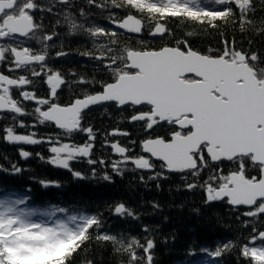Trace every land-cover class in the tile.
I'll return each instance as SVG.
<instances>
[{
  "label": "snow or ice",
  "instance_id": "snow-or-ice-1",
  "mask_svg": "<svg viewBox=\"0 0 264 264\" xmlns=\"http://www.w3.org/2000/svg\"><path fill=\"white\" fill-rule=\"evenodd\" d=\"M85 2L101 10L112 9L106 19L114 27H87L86 19L78 23L70 10L72 0H50L48 5H41L38 0H0V41H4L0 43V68L4 69L0 71V119L4 114L11 117L0 127V139L17 147L18 156L25 161L35 157L69 171L74 178L84 179L82 172L73 167L74 162H87L95 176V166L107 165L109 161L92 158L99 133L91 125L83 126V113L105 103H113L118 109L131 106L133 114L127 120L139 122L146 137L140 141L142 154L132 156L131 148L109 139L116 135L127 137L129 132L113 129L106 133L104 146L120 157L111 161L112 172L122 175L125 166L131 164L134 170L151 171L149 181L167 179L165 172L179 173L185 190L200 188L204 192L205 204L226 200L234 209L245 207L237 219L242 220V228L252 231L239 246V255L246 264H264V220L259 219L264 216V66H261L264 57L251 47L237 48L235 39L229 42L225 38L221 50L201 53L193 50L187 39L153 48L143 39L139 47L121 46L117 38L118 30L130 34L147 30L152 38L174 35L167 26L172 20L217 28L218 21L227 23L232 19L244 33L258 11L255 0ZM57 3L69 6L63 19L71 34L80 31L93 38L95 54L84 52L81 55L101 62L109 75L105 81L81 76L74 83L92 88H85L67 104L57 102L56 98L58 90L68 81L48 64L50 42L57 33L43 31L42 24L34 18L37 11L52 13ZM114 10H127V14L119 16ZM79 15L86 18L88 13L81 8ZM18 37L24 39L18 40ZM98 37H107V43H97ZM25 41H34L39 47L26 46ZM66 55L69 54L64 51L56 52L57 58ZM18 72L24 74L17 75ZM37 80L48 87L46 97L37 96ZM26 86L34 90H26ZM97 86L99 90H95ZM14 91H19L18 97L13 95ZM25 101H35V107L28 110ZM25 117L34 119L28 123ZM165 123L170 127L166 136L150 134ZM37 125H52L59 131L46 136L29 131ZM76 133L86 134L87 139L82 143L72 141ZM66 138L70 142H65ZM45 144L48 145L47 158L42 153L27 150L29 146ZM154 161L160 162L159 172L155 170ZM225 162L232 165L227 173L218 167ZM10 168L14 173L23 171L18 163L11 164ZM4 170L0 165V171ZM205 171H209V175L200 183ZM101 178L111 181L107 172ZM140 179L143 182L145 177ZM40 183L47 186L45 181ZM27 199H0V264H70L92 238L93 230L97 240L110 242L116 252L126 254L127 264H154L156 241L147 225L143 231L148 235L140 239L104 231L99 213L54 218L56 212H66L65 208L56 207L54 211L41 213L47 219H33L36 210L22 207ZM152 206L159 208L157 203ZM110 211L117 216L139 219L135 210L124 202L116 203ZM235 247L234 241H228L215 251H204L213 258H220ZM85 264H93V261Z\"/></svg>",
  "mask_w": 264,
  "mask_h": 264
},
{
  "label": "trees",
  "instance_id": "trees-1",
  "mask_svg": "<svg viewBox=\"0 0 264 264\" xmlns=\"http://www.w3.org/2000/svg\"><path fill=\"white\" fill-rule=\"evenodd\" d=\"M99 2V0H97ZM207 2V0H202ZM41 5H48L50 0H38ZM258 11L251 17L253 23L244 33L239 30V24H234L232 19L227 23L218 21L217 28H209L207 25L193 24L172 20L168 23L174 35H165L163 38L148 36L147 30L140 35L119 32L120 45L130 44L139 47V41H143L150 47L158 48L165 44L174 45L177 39H187L193 50L207 53L210 49L221 50L225 38L231 42L235 39L236 47L260 52L264 57V4L261 0H255ZM68 5L55 4L53 12L37 11L35 20L42 24L43 31L55 32L57 36L50 42L48 64L53 70L60 71L68 83L58 90L57 102L67 104L85 88L89 90L91 85L75 84L81 76L88 80L105 81L109 79L107 71L101 62L89 59L81 55L84 52L95 54L93 38L83 32L71 34L69 26L64 22L63 13ZM84 8L87 17H80V9ZM70 10L77 18L78 23L87 20V27L92 25L112 28L107 21L112 9H98L90 7L85 0H72ZM117 15L124 16L127 10H114ZM57 21H60L57 24ZM191 33V35H187ZM224 33V36L221 35ZM261 33V34H258ZM251 41V45L249 44ZM97 43H107V37L96 38ZM33 48H38L34 41H28ZM57 51H64L69 55L56 57ZM264 66V65H261ZM6 68V67H5ZM4 69L0 68V71ZM75 73L76 75H73ZM24 74L18 72L17 75ZM26 90H34L26 86ZM38 97H46L48 88L40 80L35 86ZM95 90H99L98 86ZM14 96H19V91H14ZM26 108L35 107V101L24 102ZM144 110V109H140ZM133 114L131 106L117 108L113 103H105L93 106L83 113L82 124L84 127L91 125L99 133L95 141L93 159L103 158L109 163L96 167V175H92V166L85 161L74 162L73 167L82 172L84 179L74 178L67 170L43 163L35 157L27 161L18 156V148L3 142L0 139V165L5 169L0 171V199L28 197L25 205L36 210V216L47 218L41 213L54 211L56 207L66 209L65 213L56 212L54 218H64L69 214H101L104 221V231L110 230L117 236L125 238L137 237L143 239L147 233L143 227L147 225L151 231V237L156 241L154 249V264H246L244 258L239 255V246L246 242L251 233V228H242V220L237 216L245 211V208L234 209L227 201H216L205 204V194L200 188L192 191L185 190L182 174L165 172L167 179L149 181L151 171L134 170L131 164L126 165L123 174L113 173L111 161L120 159L108 146H104L105 134L113 129L127 131L129 136H112L113 142H120L121 146L131 148L130 155L142 154L140 141L145 139L139 122L131 123L127 117ZM11 119L9 114H4L0 119V127H3ZM26 122L31 123L34 117H25ZM23 131V130H21ZM29 131H38L43 135L54 134L59 130L52 125H37ZM170 131L169 125L162 124L150 133L152 136H166ZM2 135V134H0ZM39 138V137H38ZM87 139L84 133L73 134L72 141L82 143ZM131 141H135L132 144ZM65 142H70L67 138ZM48 145L29 146L27 150L33 153H42L45 158L49 156L46 151ZM18 163L23 171L14 173L10 165ZM156 171H160V162L154 161ZM218 167L224 172L232 167L225 162ZM251 171V170H250ZM107 172L111 181H105L101 177ZM255 174V172H251ZM209 175L205 171L199 182L202 183ZM144 176L142 182L140 177ZM47 182V186L40 183ZM189 182L191 178L189 177ZM58 185V186H57ZM159 185V187H157ZM118 202H124L127 207L134 209L139 219L133 220L127 217L114 215L110 208ZM153 203L159 204V208H153ZM264 220V216L259 218ZM264 230V229H262ZM92 238L85 243L83 249L71 260L70 264H85L91 260L93 264H127L128 256L114 250L110 242L96 239V231H92ZM167 240V243L164 241ZM234 241L237 247L230 253L223 254L220 258H213L205 252L215 251L223 243Z\"/></svg>",
  "mask_w": 264,
  "mask_h": 264
},
{
  "label": "flooded vegetation",
  "instance_id": "flooded-vegetation-1",
  "mask_svg": "<svg viewBox=\"0 0 264 264\" xmlns=\"http://www.w3.org/2000/svg\"><path fill=\"white\" fill-rule=\"evenodd\" d=\"M18 40H23L24 38H21V37H18L17 38ZM0 43H4V41H0ZM30 43H28V41H25V45L27 46V45H29ZM5 67H7L6 65H5ZM48 88V87H47Z\"/></svg>",
  "mask_w": 264,
  "mask_h": 264
},
{
  "label": "water",
  "instance_id": "water-1",
  "mask_svg": "<svg viewBox=\"0 0 264 264\" xmlns=\"http://www.w3.org/2000/svg\"><path fill=\"white\" fill-rule=\"evenodd\" d=\"M111 27H114L113 25H111ZM119 32H122V33H126L124 31H121V30H118ZM130 34V33H129ZM134 35H140V34H134ZM241 208H245V207H241Z\"/></svg>",
  "mask_w": 264,
  "mask_h": 264
},
{
  "label": "rangeland",
  "instance_id": "rangeland-1",
  "mask_svg": "<svg viewBox=\"0 0 264 264\" xmlns=\"http://www.w3.org/2000/svg\"><path fill=\"white\" fill-rule=\"evenodd\" d=\"M33 219H45V218H40V217L37 216V217H33Z\"/></svg>",
  "mask_w": 264,
  "mask_h": 264
}]
</instances>
